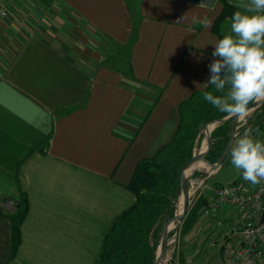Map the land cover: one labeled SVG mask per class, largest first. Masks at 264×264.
<instances>
[{"label": "crops", "instance_id": "1", "mask_svg": "<svg viewBox=\"0 0 264 264\" xmlns=\"http://www.w3.org/2000/svg\"><path fill=\"white\" fill-rule=\"evenodd\" d=\"M6 2L0 264H95L106 229L135 200L137 162L169 141L180 102L208 84L212 44L230 31L229 16L214 29L224 2L244 12L251 0ZM21 200L11 253L9 216ZM214 220L180 234L188 241L176 264Z\"/></svg>", "mask_w": 264, "mask_h": 264}, {"label": "trees", "instance_id": "2", "mask_svg": "<svg viewBox=\"0 0 264 264\" xmlns=\"http://www.w3.org/2000/svg\"><path fill=\"white\" fill-rule=\"evenodd\" d=\"M238 11L224 2L223 9L214 25L218 33L220 22ZM228 89H225V92ZM204 91H213L207 84L195 91L178 106V124L169 141L154 155L139 160L134 168L128 189L135 196L134 202L121 212L108 226L95 264H155L156 249L163 226L176 218L179 182L186 163L199 147L202 131L208 124L231 113L221 112L203 98ZM216 95L221 93L214 92ZM254 101L249 102V105ZM264 103L252 114L246 115V123L238 130H245L253 117L260 119ZM232 121L217 125L211 132L205 148L204 159L208 165L217 162L231 137ZM236 130L233 134V139ZM169 154L165 156V152ZM196 174V173H195ZM194 174V175H195ZM186 187L189 183L186 181ZM207 203L203 195L189 206L181 220V234L190 230L198 221ZM26 202H18L17 209L9 218L12 224V251L19 240V226L26 212ZM177 215V213H176ZM175 216V217H174ZM170 235V231L168 237Z\"/></svg>", "mask_w": 264, "mask_h": 264}, {"label": "clouds", "instance_id": "3", "mask_svg": "<svg viewBox=\"0 0 264 264\" xmlns=\"http://www.w3.org/2000/svg\"><path fill=\"white\" fill-rule=\"evenodd\" d=\"M212 45L215 59L207 82L213 91H204L203 98L221 112L242 115L250 101L264 97V0H251L246 11H235L230 31ZM230 156L244 180L255 185L264 179V140L252 129L233 140Z\"/></svg>", "mask_w": 264, "mask_h": 264}, {"label": "built area", "instance_id": "4", "mask_svg": "<svg viewBox=\"0 0 264 264\" xmlns=\"http://www.w3.org/2000/svg\"><path fill=\"white\" fill-rule=\"evenodd\" d=\"M9 14L6 0H0V22ZM240 119L235 130L245 124ZM253 136L264 140V123ZM207 188L202 214L216 221L206 240L220 251L221 261L216 264H264V179L253 185L241 174L232 182Z\"/></svg>", "mask_w": 264, "mask_h": 264}, {"label": "rangeland", "instance_id": "5", "mask_svg": "<svg viewBox=\"0 0 264 264\" xmlns=\"http://www.w3.org/2000/svg\"><path fill=\"white\" fill-rule=\"evenodd\" d=\"M256 100H257V98L254 99L253 102H255ZM246 115H248V114H245V115H243V117H241L239 123L246 121ZM262 123H264V113H262V117L260 119H256V117H253L251 119V121L249 122V124L247 125L246 129H249V128L252 129V135H254V133L261 127ZM239 128H240V126L236 130L234 139L238 138L244 132V130H238ZM233 140H232V142H233ZM199 146H200V144H199ZM231 146H232V144H231ZM198 150H199V147H197L195 155L197 154ZM203 162L206 164V167H204L202 169L193 170L188 175V177L186 179V181H188V183H189V188H187L188 208L190 205L194 204L199 199V197H200L199 194H202L203 197L207 196V193H208L207 190H209L207 187H211L214 184H226V183L232 182L233 180H236L237 178H239L240 175L242 174L241 170L237 169L231 163L230 152L227 154V156L224 158V160L221 162L220 165L217 164L218 161L211 164V165H208L205 161H203ZM217 166H219V168L217 169V171H214ZM205 183H206L207 187L203 188L202 185H204ZM176 213H177V210H176ZM176 213H175V216H176ZM207 217H209V216L201 214L199 216V218H200L199 221L192 227L191 230L188 231L187 234L189 236H194L195 235L194 233L197 231L201 220L207 219ZM211 220H212V218H211ZM169 223L170 222L166 223L163 226L162 231H161V235ZM215 223H216V221L214 220V224ZM214 224L210 223L208 225V227L211 226L209 231L212 228H214V226H213ZM180 227H181V225H179V227L177 229H175L173 227L170 231V235L167 239L168 245H166L164 253H163V256H164L163 257V260H164L163 264H176L179 262L181 243L183 241H185V242L188 241L187 240V236H188L187 234H185L183 236V238L180 237V234H181V231H180L181 228ZM199 239L197 241V244L199 246H197L196 252L191 253L188 251L189 253L186 254L184 264H214L215 261H218V258H219L218 251L216 250L215 246L208 245V243L206 241L207 235L204 236V238H202V239L199 238ZM156 258H157V254L155 257V261H156Z\"/></svg>", "mask_w": 264, "mask_h": 264}, {"label": "water", "instance_id": "6", "mask_svg": "<svg viewBox=\"0 0 264 264\" xmlns=\"http://www.w3.org/2000/svg\"><path fill=\"white\" fill-rule=\"evenodd\" d=\"M229 74H230V72H223L222 73V75H229ZM263 103H264V97L262 99L258 100V101L256 100L255 102H252L250 105H248L246 113H244L242 115L252 114ZM240 117H241V115H237V114H232L231 113V114H229V115H227V116H225V117H223V118H221L219 120L213 121L212 123H210L207 126H205V128L203 129L202 137H201V140H200L199 150H198L197 154L188 163L185 164L184 169H183L182 174H181V178H180V182H179V186H178L179 194H178V197H177V203H178V198H179L181 193L185 194L186 201H185V204L183 206L182 212H181V214L178 217V222H177L176 229L179 227V225L181 223V220L183 219L186 211L188 210L187 187H186L187 176H185V174H184L185 170L192 163H194L196 161H205V159H204L205 148H206V146H207V144L209 142V138H210V134H211L212 130L217 125L221 124L222 122H225L227 120H231L232 121L231 137H230L229 143H228L227 147L225 148L221 158L217 162V164L220 165L221 162L224 160V158L227 156V154L230 152V148H231V144H232V140H233V134H234L235 128H236V126L238 124V121H239ZM166 229H167V226H166V228L164 229V231H163V233L161 235L158 247L156 249V254L159 253L161 255V257H163V253H164L165 247L167 245V239H168V234H169L168 230H166Z\"/></svg>", "mask_w": 264, "mask_h": 264}, {"label": "bare ground", "instance_id": "7", "mask_svg": "<svg viewBox=\"0 0 264 264\" xmlns=\"http://www.w3.org/2000/svg\"><path fill=\"white\" fill-rule=\"evenodd\" d=\"M263 97H258L257 98V101L262 99ZM243 115H241L242 117ZM240 117V118H241ZM206 167V164L203 162V161H196L194 163H192L184 172L185 176L188 177V175L193 171V170H196V169H202ZM185 201H186V197H185V194L184 193H181L179 198H178V210H177V215H176V218L174 219V221L171 223V225H169L167 227L166 230L171 231V229L174 227L176 229L177 227V222H178V217L179 215L181 214L182 212V209H183V206L185 204ZM168 245V243H167ZM164 257V256H163ZM163 257H161V255L159 253H157V258H156V261H155V264H163Z\"/></svg>", "mask_w": 264, "mask_h": 264}]
</instances>
